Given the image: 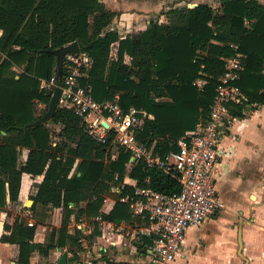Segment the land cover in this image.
<instances>
[{
  "label": "trees",
  "instance_id": "obj_1",
  "mask_svg": "<svg viewBox=\"0 0 264 264\" xmlns=\"http://www.w3.org/2000/svg\"><path fill=\"white\" fill-rule=\"evenodd\" d=\"M220 2L217 7L206 2L172 7L167 22L154 18L145 29L123 35L118 28L109 29L118 12L102 0H0V210L19 202L24 173L43 176L28 208L36 212L38 223L30 226L27 217L18 214L3 226L0 240L19 246L18 264H32L35 252L48 257L59 247L70 253L69 264L81 262V239L92 245L100 231L95 227L89 235L79 229L71 233L72 218L93 222L108 197L115 204L103 213L106 219L133 227L147 224L145 217L132 212L134 186L125 183L127 176L141 186L150 176L149 185L161 192L181 189L178 179L149 168L144 160L131 163L130 151L119 148L112 159L109 143L93 138L73 109L59 106L52 121L19 128L48 109L51 93L40 88V79L57 73L52 50L78 41L93 58L83 82L91 83L94 97L104 101L119 95L125 109L135 106L152 115L137 137L155 154L165 155L177 149L186 131L209 118L224 58L235 55L234 44L246 54L237 85L248 100L231 103V113L244 118L249 104H264V3ZM198 78L207 80L203 88ZM51 123L61 125L57 133ZM48 207H61L63 219L45 242H37L38 224L44 222L39 216ZM143 240L141 247L152 242Z\"/></svg>",
  "mask_w": 264,
  "mask_h": 264
},
{
  "label": "built area",
  "instance_id": "obj_2",
  "mask_svg": "<svg viewBox=\"0 0 264 264\" xmlns=\"http://www.w3.org/2000/svg\"><path fill=\"white\" fill-rule=\"evenodd\" d=\"M187 5L194 7L197 4L189 2ZM246 24L251 27L250 21ZM233 46L236 53L224 58L225 71L219 79L209 118L200 120L194 128L186 131L178 139L177 149L165 155L155 154L152 147L137 137L145 118L152 115L135 106L125 109L119 102V95L114 100L104 101L94 97L91 83L83 82L93 63L88 51L67 54L62 82L58 73L49 79H40V88L51 94L56 87L63 88L60 106L73 109L84 120L93 138L109 143L110 149L130 151L134 161L144 160L149 168H159L181 184L179 191L166 193L149 185L150 176L145 186L138 185L133 179L131 185L134 186L135 197L129 200V204L133 214L145 217L147 224L125 226L124 223L106 219L103 215L105 210L94 217L93 223L84 218L77 221L74 228L85 235L92 233L95 227L100 231L93 245L86 237L81 239L84 249L80 252L82 260L78 264H91L89 252L94 248L97 251L107 249L117 245L116 239L119 238L122 247L127 249L138 237L142 242L143 238L152 242L144 245L143 253L139 252V246L132 247L131 251L144 255L151 264H174L189 228L201 225L208 217L226 208L217 188L218 169L222 161L221 142L236 119L230 104H242L248 100L237 85L244 71L246 54L238 44ZM196 83L203 88L207 80L198 78ZM125 183L129 184L128 179ZM34 223L33 220L28 221L30 226ZM127 237H130L129 241Z\"/></svg>",
  "mask_w": 264,
  "mask_h": 264
},
{
  "label": "crops",
  "instance_id": "obj_3",
  "mask_svg": "<svg viewBox=\"0 0 264 264\" xmlns=\"http://www.w3.org/2000/svg\"><path fill=\"white\" fill-rule=\"evenodd\" d=\"M158 1L159 5L163 0ZM174 1L176 2L174 7H178L176 6L177 3L186 2V0ZM216 1L189 0L186 3L194 2L199 4L206 2L212 5ZM259 1L264 3V0ZM220 4L221 2L217 6ZM2 32L0 30V36ZM245 113L246 116L244 118L236 117L221 142L222 161L218 169L217 188L226 203V208L208 217L201 225L189 228L181 252L174 264L185 261V259L189 263L192 257L201 256V254L205 256L204 264H242V262L244 264H264V104H249ZM27 155L28 151L24 160ZM42 179L43 176H33L29 173L23 174L19 202L16 204L10 203L7 211L0 210V237L4 231L3 226L6 221L13 222L18 214L26 217L27 214L21 210L26 206L28 200H33L32 197L38 190L37 185ZM126 179H128L129 184H132L133 178L127 176ZM114 204L115 200L108 197L102 210L109 212ZM12 205H15L16 208L11 207ZM46 211L56 214L57 220L52 227H59L64 215L63 209L61 207H48L44 212ZM10 212L11 214L9 215ZM28 212L34 211L29 209ZM36 222L38 223V220ZM72 222L69 229L71 233H74L76 231L74 225L77 222L74 217ZM48 223L50 221L38 224L39 229L37 227L35 241L45 242L49 234L47 232ZM121 223H124L125 226H130L126 221ZM241 224L242 253L239 243V228ZM260 236H262L261 241L259 239ZM116 241L117 245L110 246L107 249L104 248L97 251L94 248L92 252L90 251L89 255L92 260L96 259L98 264H102L104 260L106 261V258L114 261L111 264H119L121 262L151 264L144 255L124 249L121 245V239L118 238ZM143 247H141L140 243L139 249L141 253H143ZM56 249L57 251H55ZM56 249L51 251L50 258L56 257L59 252L58 248ZM8 251L14 252L12 255L14 258H10L11 263H6L5 259L0 257V264H18L19 246L0 240V252ZM36 253L39 256H36ZM49 256L46 257L39 252H35L32 256V264L42 262L41 257L45 260L43 264H48ZM69 256L70 253L68 252ZM35 257L39 258L38 262L33 261ZM58 259L55 261L51 260L50 263L56 262Z\"/></svg>",
  "mask_w": 264,
  "mask_h": 264
},
{
  "label": "rangeland",
  "instance_id": "obj_4",
  "mask_svg": "<svg viewBox=\"0 0 264 264\" xmlns=\"http://www.w3.org/2000/svg\"><path fill=\"white\" fill-rule=\"evenodd\" d=\"M102 1H104L105 5L109 9L115 10L118 12L117 17L114 20V23H116L115 28H118V30L120 31V34H123V35L134 34V33H137L138 31H140L141 29H145L148 26V24L150 23V21L154 18H158L160 20V22H167L168 16L166 15V13L170 8L174 7V4L176 3L174 0H163V1H161L162 3H159V5H158V2H159L158 0H102ZM188 1L189 0H186V2H188ZM186 2H181L180 4L177 3L176 6L181 7V6L187 5ZM219 3H220V1L217 0L212 5L217 7V5ZM156 4H157V6H156ZM15 69H16V71L22 70L19 67H15ZM40 107H41V105L39 104V108ZM50 127L52 129H54V131H56V133H57L59 131V129L61 128V125L51 123ZM53 139L55 141H57L58 136H54ZM116 150H117V148H114V150L112 152V159H114V157L116 158ZM27 151H28L27 149H24L22 159L25 158V154L27 153ZM129 166L131 167L130 163H129ZM109 198H111V197H109ZM111 199H113V198H111ZM11 207L16 208L15 205H12ZM30 207L31 206H24L21 211L23 213L27 214L26 217H27L28 221L33 220L34 222H36L38 220V218L35 216L34 212H28V210H29L28 208H30ZM44 211L45 210H43V212L40 213L39 218L42 219L44 221V223L45 222L47 223L48 221H50V223H48V228H47L48 229L47 232L49 233L52 226H54L53 223L57 220L56 214L54 212L50 213V211H46V212H44ZM86 221L89 222V220H87V219H86ZM90 223H93V222L90 221ZM38 229H39V227H38ZM127 230L128 229H126V231ZM261 238H262V236H260V238H259L260 241L262 240ZM129 239H130V237H127L126 240L129 241ZM95 240H94L93 244L95 242H97V239H95ZM141 242H142V240L140 237L136 238L134 241L131 242V244L127 248V250H130L132 247L138 248V246ZM55 251H57V249ZM139 252H141L140 249H139ZM13 254H14L13 251L0 252V257H3L6 261V263H11L10 258L11 257L14 258V256H12ZM35 255L39 256L38 253H36ZM57 255H59V256H57ZM60 256H61L60 251L58 252V254H56V257L53 256L50 258V256H49V260H48L49 263L51 262V260L55 261ZM196 256L199 258L192 257L190 259V257H188V259H190L189 263H187V260L185 259V261H180V262H178V264H204L205 263V256L204 255L201 254V256H199V255H196ZM41 259H42V262H39V264H43V261H45L43 257H41ZM33 261L38 262L39 258L37 259L35 257V258H33ZM111 263H114V261H111L109 258H106V261L104 260L102 262V264H111ZM242 264H244V262H242Z\"/></svg>",
  "mask_w": 264,
  "mask_h": 264
},
{
  "label": "water",
  "instance_id": "obj_5",
  "mask_svg": "<svg viewBox=\"0 0 264 264\" xmlns=\"http://www.w3.org/2000/svg\"><path fill=\"white\" fill-rule=\"evenodd\" d=\"M115 25L116 23H113L109 29H115ZM80 51H81V47L78 41H73L71 43L61 46L60 48L52 50V52L56 55L57 58V73L60 82H62L64 78L65 58L67 54L79 53ZM62 94H63V88L61 86L56 87L54 92L51 94V100L47 111L44 114H42L38 119L26 124L25 126H20L19 128L22 129V128L34 127L52 121L58 110V107L60 106V100ZM2 133L6 134L5 131H2ZM130 161L133 162L134 159L131 157ZM33 203L34 200L30 199L27 201L26 206H32ZM239 243H240V250L242 253V248H243L242 224L240 225L239 228ZM58 250L61 252L60 258L56 262L48 263V264H69L68 251L64 250L62 247H59Z\"/></svg>",
  "mask_w": 264,
  "mask_h": 264
}]
</instances>
